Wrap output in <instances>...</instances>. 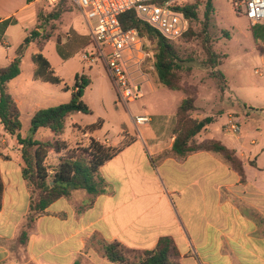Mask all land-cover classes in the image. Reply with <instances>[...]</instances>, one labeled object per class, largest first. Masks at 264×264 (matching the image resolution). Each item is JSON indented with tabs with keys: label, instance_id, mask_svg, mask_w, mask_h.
<instances>
[{
	"label": "crops",
	"instance_id": "obj_1",
	"mask_svg": "<svg viewBox=\"0 0 264 264\" xmlns=\"http://www.w3.org/2000/svg\"><path fill=\"white\" fill-rule=\"evenodd\" d=\"M38 2L0 0V46L8 51L0 52V67H7L18 57L20 50L11 52L13 46L19 44L21 49L36 28ZM57 29L43 50L55 72L65 64L60 55L63 49L56 48L55 42L63 47L74 38L71 32L57 35ZM70 29L74 31L72 23ZM36 52L31 54L32 63ZM20 58L21 74L8 84V92L20 109L21 121L26 119L31 126L36 112L70 102L75 90L70 89L71 95L54 105L57 92L34 78V63L32 80L15 84L24 76V58ZM261 62L263 68L264 54ZM85 65L89 66V72L81 73L78 69L74 77L85 74L93 85L94 67L103 65ZM144 85L155 93L157 87L151 75ZM184 99L181 96L178 102L181 104ZM150 118L151 123L141 127L140 137L121 127L117 144L108 139L102 142L118 148L124 136L135 138L100 169L107 185L104 195L90 207V196L83 190L74 192L70 199L61 198L29 232L26 225L31 195L23 176L19 144L2 126L0 174L4 194L0 209V264H116L103 256L99 240L118 241L135 250H152L164 237L174 241L181 264H264V139L254 133L243 134L242 125L238 136L225 133V124L217 125L218 118H213V123L196 137L198 142L219 140L234 150L243 164L245 177H242L218 153L198 152L185 160L172 157L176 119L174 124L169 118L153 129L154 119ZM132 123L135 126L133 119Z\"/></svg>",
	"mask_w": 264,
	"mask_h": 264
},
{
	"label": "trees",
	"instance_id": "obj_2",
	"mask_svg": "<svg viewBox=\"0 0 264 264\" xmlns=\"http://www.w3.org/2000/svg\"><path fill=\"white\" fill-rule=\"evenodd\" d=\"M33 1L36 0H30V2ZM67 3L69 0H61L56 4L61 9L49 14H42L37 7L38 23L36 28L31 30L30 35L25 39L18 57L7 67H0V123L10 136L17 139L19 144L23 176L31 195L26 225L28 232L35 227L38 219L46 214L47 209L54 202L61 198L70 199L76 191L87 192L90 196L88 206H92L99 196L107 192V185L101 178L100 169L135 140L133 137L129 139V136H124L122 145L118 148L107 146L96 139L95 134L104 126V120H98L85 127L73 124L76 130L91 136L90 144L87 148L78 147L68 150L63 137L69 119L74 113H91L90 108L83 100L86 89L92 84L90 77L85 74L76 76L75 92L70 102L39 110L31 120L29 134L27 136L22 134L21 112L14 98L8 92V84L20 76L22 63L20 57L33 43L37 47V52L32 58L36 66L34 78L44 83L64 84V80L56 75L51 63L44 56L43 50L57 26L62 22L63 15L69 12L64 8ZM175 9L183 12L190 19L191 24L199 20L197 4H178ZM207 10L205 15L206 18H209L208 16L212 12L211 0L208 2ZM51 21L58 23L49 30L47 25ZM120 22L125 30L137 29L145 43L155 46V75L158 83L171 91H185L187 94L176 112L172 157L185 160L198 152L218 153L242 177H245L243 164L234 150L229 149L216 139H207L202 142L196 140V137L211 125L214 119L212 117L203 119L193 117L192 113L197 110L196 96L188 94L183 89L185 61L182 58V52L175 43L165 39L148 23L139 19L134 11L120 16ZM252 29L256 30L254 37L259 42L257 48L264 50V25H256ZM194 36L195 32L191 26L183 38L188 40ZM58 41H60L59 38ZM208 44L211 43L206 39L203 46L207 59L213 67L217 68L223 64L220 62L221 57L214 51L213 46L211 49ZM219 75L225 79V75L222 73ZM69 90L67 85L64 86V91ZM44 134L49 135L50 139L42 140L41 136ZM65 151L67 152L64 154ZM54 155L60 156L58 163L55 164L50 163V159ZM3 194L4 184L0 174V209L2 208ZM27 231L23 233V239L26 238ZM97 244L103 256L116 264H181L177 247L169 237L161 238L152 250L130 249L118 241L107 242L102 239Z\"/></svg>",
	"mask_w": 264,
	"mask_h": 264
},
{
	"label": "rangeland",
	"instance_id": "obj_3",
	"mask_svg": "<svg viewBox=\"0 0 264 264\" xmlns=\"http://www.w3.org/2000/svg\"><path fill=\"white\" fill-rule=\"evenodd\" d=\"M208 2L209 0H180L179 2L183 5L197 4L199 7V20L191 24L195 36L188 40L184 37L174 42L182 52V58L185 61L183 89L188 94L196 96L197 110L192 115L198 119L218 118L217 125H222L226 123L227 115L234 114L242 121L243 134L254 133V135L257 134L261 136V139H264V76L256 74L257 70L261 73L264 72L261 62V55L264 54V50L257 48L259 42L254 37L256 30L252 29L254 26L250 24L245 15V9L237 8L234 0H211L212 12L208 16L209 18H206ZM37 5L42 14H49L61 9L59 5L52 4L50 0H39ZM64 8L69 12L65 13L63 17L64 23L62 21L58 25L57 35L63 34L65 36L66 33L71 32L74 38L69 40L66 45L64 43L63 47H59V43L54 41L56 48L63 49L60 55L65 62L63 66H58L56 72L57 76L64 79V84L47 83L57 92L54 105L63 101L62 98L66 95L67 97L71 95L70 90L64 91V86L67 85L70 89L74 88L75 71L80 69L81 73L89 72V66L85 65L79 57L81 53L91 52L94 49L90 42L89 26L81 11L72 1L65 4ZM57 23L56 21L49 22L47 29L50 30ZM70 23L74 25V31L70 29ZM259 25H264V22ZM1 35L2 30H0V39ZM206 39L211 43L208 46L211 49L213 46L214 51L221 57L220 62L223 64L217 68L213 67L207 59L203 46ZM18 45L15 44L11 52L19 51L20 46ZM52 49L53 44L48 49L49 56H51ZM145 50L152 53L154 57V45L145 43ZM0 52L8 53L3 45L0 46ZM35 52L36 47L32 46L24 53L22 66L24 76L17 79L15 84H24L32 80L34 64L31 61V54ZM94 68V74H91L93 85L86 89L83 97L91 113H74L69 119L63 137L68 150L78 147L87 148L90 144L91 136H85L76 130L73 124L85 127L96 123L98 120H104L105 126L95 136L101 137L100 142H105L108 139L113 144H117L121 127L131 135L138 137L143 135V129L138 131L133 125V115L141 114L152 117L154 119L153 129L156 124L164 125V122L169 118L172 119L173 124L175 123L176 111L180 104L178 100L181 96H187L185 91H171L162 87L156 79L155 71L148 70L157 87L155 93H151L148 87L143 84L145 99L126 108L119 102L105 68L103 66H95ZM220 73L225 75V79L221 78ZM104 103H107L106 106ZM141 109L143 110L141 111ZM22 123L23 134L27 136L29 134L27 128L30 126V122L24 119ZM2 126L0 123V129ZM202 135L205 136L204 133ZM41 139L48 140L50 136L44 134ZM96 139L98 140L97 137ZM59 158V155L52 156L50 163H58Z\"/></svg>",
	"mask_w": 264,
	"mask_h": 264
},
{
	"label": "built area",
	"instance_id": "obj_4",
	"mask_svg": "<svg viewBox=\"0 0 264 264\" xmlns=\"http://www.w3.org/2000/svg\"><path fill=\"white\" fill-rule=\"evenodd\" d=\"M61 0H50L57 4ZM83 14L91 34L93 51L83 52L85 64H102L117 93L118 100L126 108L144 98L142 85L149 81L148 70L155 71L153 54L145 50L144 39L137 29L125 30L120 16L134 11L139 19L148 23L165 39L176 42L191 27L190 19L175 9L180 0H69ZM237 8L245 9L252 26L264 22V0H234ZM264 68V67H263ZM257 74L263 73L256 71ZM136 128L151 123L148 115L132 116ZM225 133L238 136L241 121L229 114L224 125Z\"/></svg>",
	"mask_w": 264,
	"mask_h": 264
},
{
	"label": "water",
	"instance_id": "obj_5",
	"mask_svg": "<svg viewBox=\"0 0 264 264\" xmlns=\"http://www.w3.org/2000/svg\"><path fill=\"white\" fill-rule=\"evenodd\" d=\"M44 30H42V32H43ZM20 60H21V58H20Z\"/></svg>",
	"mask_w": 264,
	"mask_h": 264
}]
</instances>
